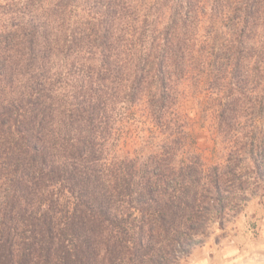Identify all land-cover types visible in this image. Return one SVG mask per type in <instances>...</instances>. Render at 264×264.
Wrapping results in <instances>:
<instances>
[{
  "label": "trees",
  "instance_id": "1",
  "mask_svg": "<svg viewBox=\"0 0 264 264\" xmlns=\"http://www.w3.org/2000/svg\"><path fill=\"white\" fill-rule=\"evenodd\" d=\"M138 106L149 133L120 149ZM263 195L264 0L0 3V264H180Z\"/></svg>",
  "mask_w": 264,
  "mask_h": 264
},
{
  "label": "rangeland",
  "instance_id": "2",
  "mask_svg": "<svg viewBox=\"0 0 264 264\" xmlns=\"http://www.w3.org/2000/svg\"><path fill=\"white\" fill-rule=\"evenodd\" d=\"M145 1L148 0H136L140 5ZM218 19H215L216 27ZM200 25L198 33L202 35L208 26L205 18ZM197 90L200 93L184 90L177 111L190 125L197 151L207 164H212L221 161L222 143L210 132L209 100L204 92ZM141 109L140 106L133 108L124 118L125 122L120 123L117 132L120 149L132 150L148 135L151 127ZM180 264H264V195L249 198L224 229L212 226L203 242L183 257Z\"/></svg>",
  "mask_w": 264,
  "mask_h": 264
}]
</instances>
